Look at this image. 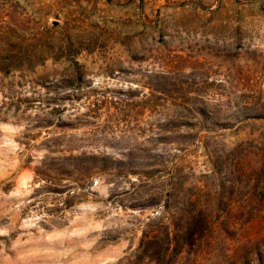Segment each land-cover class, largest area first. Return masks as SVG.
<instances>
[{
	"label": "rangeland",
	"instance_id": "1",
	"mask_svg": "<svg viewBox=\"0 0 264 264\" xmlns=\"http://www.w3.org/2000/svg\"><path fill=\"white\" fill-rule=\"evenodd\" d=\"M0 264H264V0H0Z\"/></svg>",
	"mask_w": 264,
	"mask_h": 264
}]
</instances>
